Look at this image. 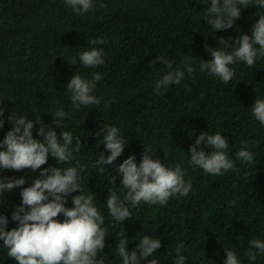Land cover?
<instances>
[{
    "label": "trees",
    "instance_id": "1",
    "mask_svg": "<svg viewBox=\"0 0 264 264\" xmlns=\"http://www.w3.org/2000/svg\"><path fill=\"white\" fill-rule=\"evenodd\" d=\"M93 4L94 10L79 16L64 0H0V106L4 108L0 141L12 127L8 120L11 113L33 120V136L39 140L43 137L37 136L36 118L54 128L52 113L58 109L67 113L62 130L80 137L81 150L74 153L71 163L62 165L49 155L42 168L78 169L81 189L94 195L93 203L104 216L102 227L108 230L97 257L104 264H122L116 254L122 227L129 251L144 235L161 240V247L148 258L158 264H175L174 250L181 242L186 246L182 251L185 264H224V249L233 250L240 264H264V254L255 249V262L246 256L251 240L264 241V125L251 111L256 98L264 99V57L251 68L243 62L231 65L235 76L228 83L199 70L201 59H211L206 46L230 52L219 39L223 37L232 45L240 34H251L264 9L238 5L241 14L233 28L215 31L206 23L204 12L210 0H93ZM96 38L105 43L90 45ZM90 47L102 51L104 63L84 68L77 54ZM162 55L172 69L160 61L149 66ZM74 56L77 64H71ZM185 65H191L194 73L185 72L179 84L170 85L162 94L154 92L156 80L170 70H183ZM93 72L102 76L93 90L101 102L77 110L66 85L74 73L91 79ZM104 124L119 128L127 143L121 157L100 173L90 165L100 152L110 154L96 135ZM201 131L220 132L227 139V155L238 171L214 176L189 162V145ZM242 141H247L248 150L254 153L252 164L235 156ZM144 146L151 147L149 155L167 167L179 164L192 187L187 196L171 197L164 206L129 205L131 218L122 225L109 215L106 199L115 192L123 200L126 190L119 185L122 177L115 169L129 155H135L139 164ZM198 147L212 150L203 143ZM40 170H0L2 177L26 179L25 185L0 198V214L8 218L7 229L17 226L11 213L21 203L22 187L30 186ZM111 175L116 177L115 185L109 182ZM75 194L67 197L66 207H72ZM0 264H17L7 256L2 240ZM140 264L148 261L141 259Z\"/></svg>",
    "mask_w": 264,
    "mask_h": 264
},
{
    "label": "clouds",
    "instance_id": "2",
    "mask_svg": "<svg viewBox=\"0 0 264 264\" xmlns=\"http://www.w3.org/2000/svg\"><path fill=\"white\" fill-rule=\"evenodd\" d=\"M67 6L79 16L85 15L89 10H94L93 0H64ZM208 3L209 0H199ZM239 6L248 7L254 5L257 9H264V0H210V7L204 12L206 23L215 31L233 28L236 19L241 14ZM101 7L105 5L101 4ZM220 43L226 44L231 51L222 48L206 46L211 53V59H201L199 70L218 77L222 82L228 83L235 76L231 65L238 62L253 67L258 58L264 57V15L254 23L251 34L242 33L229 45L225 38L219 39ZM105 43L103 38L89 41L90 45ZM79 64L84 68H95L104 63L102 51L90 47L80 51ZM160 61L167 68L172 69L171 62L162 56H156L150 61L153 66ZM71 64H77L76 56ZM191 65H185L184 69L170 70L155 81L154 92L162 94L170 85L179 84L188 74L194 73ZM102 76L93 72L91 79L78 74H73L66 85L70 92L72 107L90 108L98 106L100 98L93 94L96 82ZM254 118L264 125V99L256 98L252 107ZM67 113L58 109L52 113V121L55 127H49L35 120L38 124L37 136L34 138V121L24 114L8 116L12 127L0 141V170L10 169L20 171L41 169L39 175L31 178L30 186L22 187L20 191L21 203L11 213V219L17 222V226L7 229L8 218L0 214V240L9 258H13L17 264H104L103 259H98V252L104 249L105 237L108 230L102 227L104 216L94 205L95 197L92 193L84 194L79 180L80 173L76 167L61 168L47 164L49 155L56 160L57 165L68 164L74 158V153L81 150L80 137H73L68 131H63V118ZM4 108L0 106V127H3ZM56 128L61 131L57 133ZM102 138L104 148L110 154L105 156L99 153V158L90 166L100 173L106 170L105 165L113 164L121 157L127 141L115 126L102 125L96 133ZM75 140V144L73 141ZM203 143L205 147L211 146V151H205L198 146ZM242 147L235 153L237 159L243 163L252 164L254 153L248 150L247 141L241 142ZM229 143L220 134H207L201 131L196 137L195 143L189 145V162L193 166L201 168L205 174L220 176L229 171H238L232 159L227 155ZM153 152L151 147L144 146L140 163H136L135 155H129L118 164L115 171L122 177L119 185L125 189L123 200L115 192H111L106 199V207L109 215L115 221L123 225L126 218H131L129 205L132 207L142 202L148 205L164 206L171 197L187 196L191 190L190 181H185L186 170L179 164L167 167L159 158L149 155ZM165 154V153H164ZM77 163H79L77 161ZM109 182L116 183V177L111 175ZM26 179L5 178L0 176V198L15 188L25 185ZM72 195V207H66L67 197ZM2 202V199H0ZM234 204L235 201H230ZM62 215V221L56 219ZM124 228L119 230L116 254L122 259V264H140V260L148 261V264H158L156 259L148 260L157 249L161 247V240L144 235L135 248L127 249L128 239L124 236ZM249 250L246 256L250 262L257 259V251L264 254V241L253 239L249 242ZM185 244L181 242L176 248L175 264H185L186 257L182 255ZM253 249L257 251H253ZM226 258L224 264H240L236 253L231 249H224Z\"/></svg>",
    "mask_w": 264,
    "mask_h": 264
}]
</instances>
